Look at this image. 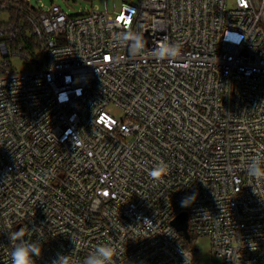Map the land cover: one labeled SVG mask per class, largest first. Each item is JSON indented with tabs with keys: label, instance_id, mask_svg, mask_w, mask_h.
Segmentation results:
<instances>
[{
	"label": "built area",
	"instance_id": "2783aa9c",
	"mask_svg": "<svg viewBox=\"0 0 264 264\" xmlns=\"http://www.w3.org/2000/svg\"><path fill=\"white\" fill-rule=\"evenodd\" d=\"M228 1L69 16L0 0V264L20 230L35 264L102 245L114 264H201V237L214 264H264V180L248 174L264 169V0Z\"/></svg>",
	"mask_w": 264,
	"mask_h": 264
},
{
	"label": "clouds",
	"instance_id": "9594fccd",
	"mask_svg": "<svg viewBox=\"0 0 264 264\" xmlns=\"http://www.w3.org/2000/svg\"><path fill=\"white\" fill-rule=\"evenodd\" d=\"M134 48L139 50L141 47V38H134ZM178 52L175 46L164 45L157 50V55L160 58L165 56H173ZM168 167L161 162L156 167L152 168L149 175L154 180H160L163 175H166ZM248 174L258 180H264V169L260 167L257 162H253L248 167ZM196 199V195L185 197L181 200V207H187ZM24 231L20 230L10 236L13 243L11 252V264H35L34 257L41 255L42 248L37 243L25 241L23 239ZM116 254V249L112 245L98 246L94 253L89 255L84 264H114L113 257ZM54 264H69V260L66 256H60Z\"/></svg>",
	"mask_w": 264,
	"mask_h": 264
},
{
	"label": "rangeland",
	"instance_id": "374dc122",
	"mask_svg": "<svg viewBox=\"0 0 264 264\" xmlns=\"http://www.w3.org/2000/svg\"><path fill=\"white\" fill-rule=\"evenodd\" d=\"M31 4L38 6L41 3H44L46 6L51 5L53 2L59 5L62 10L69 16L79 15L82 12H87L93 8L94 5L103 7L104 0H30ZM128 3L136 4L139 0H125ZM121 1H119V4ZM234 3V0H229L228 4L231 6ZM95 8V6H94ZM117 118H120L122 115L119 112H114ZM194 243L200 248L201 255L199 257V262L201 264H214L212 256L210 253V241L208 238H198Z\"/></svg>",
	"mask_w": 264,
	"mask_h": 264
},
{
	"label": "water",
	"instance_id": "95a60500",
	"mask_svg": "<svg viewBox=\"0 0 264 264\" xmlns=\"http://www.w3.org/2000/svg\"><path fill=\"white\" fill-rule=\"evenodd\" d=\"M173 226L179 231L187 240L190 239L188 231V214L186 211L181 212L172 220Z\"/></svg>",
	"mask_w": 264,
	"mask_h": 264
}]
</instances>
